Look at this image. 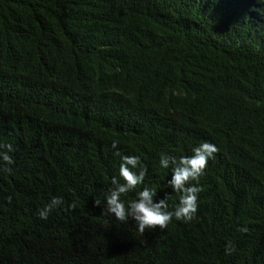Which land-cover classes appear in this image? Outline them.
<instances>
[{
    "label": "trees",
    "instance_id": "1",
    "mask_svg": "<svg viewBox=\"0 0 264 264\" xmlns=\"http://www.w3.org/2000/svg\"><path fill=\"white\" fill-rule=\"evenodd\" d=\"M263 128L264 0H0V264H264ZM113 140L169 210L160 154L215 144L196 218L102 214Z\"/></svg>",
    "mask_w": 264,
    "mask_h": 264
},
{
    "label": "clouds",
    "instance_id": "2",
    "mask_svg": "<svg viewBox=\"0 0 264 264\" xmlns=\"http://www.w3.org/2000/svg\"><path fill=\"white\" fill-rule=\"evenodd\" d=\"M118 141L113 140L111 148L115 151L113 155L119 157L118 175L110 179L111 187L101 199H95L96 206H102V214H106L119 223L134 222L138 234L141 236L146 229H164L173 218L184 223L191 222L196 218L198 210V195L202 190L200 178L204 175L207 164L215 159L219 151L213 143L204 141L192 148V155L176 156L162 152L159 157V165L162 169H170V179L167 185L173 193L178 194V202L172 210H169L168 195L163 199L155 200L157 189L145 184L147 166L141 163L140 157L136 155H122L118 149ZM15 151L11 143L0 142V169L10 172L14 164L12 153ZM136 198L129 201L122 196L135 192ZM64 200L61 196L52 197L42 208L38 209L37 217L47 220L49 215L57 208L63 206ZM75 205H72L74 207ZM240 232H247V227H240ZM226 253L231 251V243L225 247Z\"/></svg>",
    "mask_w": 264,
    "mask_h": 264
},
{
    "label": "bare ground",
    "instance_id": "3",
    "mask_svg": "<svg viewBox=\"0 0 264 264\" xmlns=\"http://www.w3.org/2000/svg\"><path fill=\"white\" fill-rule=\"evenodd\" d=\"M206 2V1H205ZM103 3V2H102ZM78 6V5H77ZM98 6V5H97ZM118 10V9H117ZM232 10V9H231ZM188 15V14H187ZM203 18V17H202ZM171 22V21H170ZM137 23V22H136ZM93 24V23H92ZM160 27V26H159ZM40 29V28H39ZM100 29V28H99ZM205 30V29H204ZM126 31V30H125ZM206 32V31H205ZM58 33V32H57ZM42 34V33H41ZM47 35V34H46ZM58 35V34H57ZM58 37V36H57ZM183 39V38H182ZM66 41V39H65ZM68 41V40H67ZM141 42V41H140ZM144 42V41H143ZM213 45V44H212ZM243 47V46H242ZM134 49V48H133ZM194 49V48H193ZM84 52V51H83ZM95 53V52H94ZM256 58V57H255ZM224 64V63H223ZM57 65V64H56ZM188 65V64H187ZM102 67V66H101ZM196 70V69H195ZM103 71V70H102ZM86 72V71H85ZM71 73V72H70ZM79 74V73H78ZM29 75V74H28ZM222 77V76H221ZM126 78V77H125ZM235 78V77H234ZM119 89V88H118ZM125 90V89H124ZM134 93V92H133ZM114 98V97H113ZM93 99V98H92ZM90 110V109H89ZM109 110V109H108ZM195 111V110H194ZM220 112V111H219ZM105 122V121H104ZM256 128V127H255ZM264 129V128H263ZM238 131V130H237ZM129 133V132H128ZM137 138V137H136ZM259 139V138H258ZM123 142V141H122ZM257 148V147H256ZM127 151V150H126ZM190 151V150H189ZM103 152V151H102ZM103 158V157H102ZM248 195V194H247ZM249 196V195H248ZM207 201V200H206Z\"/></svg>",
    "mask_w": 264,
    "mask_h": 264
}]
</instances>
